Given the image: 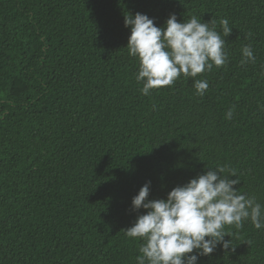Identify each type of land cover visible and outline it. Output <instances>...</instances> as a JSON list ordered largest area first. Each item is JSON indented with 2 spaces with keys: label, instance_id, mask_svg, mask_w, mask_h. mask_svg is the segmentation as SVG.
Here are the masks:
<instances>
[{
  "label": "trees",
  "instance_id": "1",
  "mask_svg": "<svg viewBox=\"0 0 264 264\" xmlns=\"http://www.w3.org/2000/svg\"><path fill=\"white\" fill-rule=\"evenodd\" d=\"M128 13L221 34L228 19V62L195 78L203 97L183 76L141 94ZM218 166L264 206V0H0V264H136L143 241L123 230L146 212L139 189L166 199ZM225 230L234 250L198 264H264V228Z\"/></svg>",
  "mask_w": 264,
  "mask_h": 264
},
{
  "label": "clouds",
  "instance_id": "2",
  "mask_svg": "<svg viewBox=\"0 0 264 264\" xmlns=\"http://www.w3.org/2000/svg\"><path fill=\"white\" fill-rule=\"evenodd\" d=\"M219 23L222 34L216 31L215 21L202 22L196 16L178 22L170 14L165 25L158 27L146 14L125 15L124 25L130 28L126 47L139 62L135 80L143 85L141 94L148 96L152 89L173 86L183 76L193 80L195 94L203 97L209 83L195 78L228 62L225 38L232 27L228 19ZM241 53L242 65L255 63L250 44L242 46ZM232 114L229 109L225 118L231 119ZM225 171L224 167L211 168L174 187L166 199H149L150 181L139 189L131 206L133 211L142 208L146 212L123 230L126 237L143 241L136 264H198L199 257L210 255L218 245L225 250L233 247L231 239L225 240L231 237L225 226L239 229L250 220L257 230L264 228V206L238 193L234 185L239 180L229 179L237 177L236 171L224 175Z\"/></svg>",
  "mask_w": 264,
  "mask_h": 264
}]
</instances>
